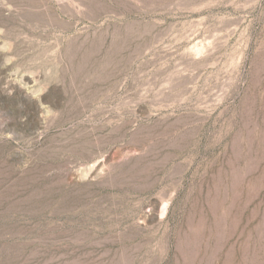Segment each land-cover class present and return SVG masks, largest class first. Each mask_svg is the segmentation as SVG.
Here are the masks:
<instances>
[{"label":"rangeland","instance_id":"374dc122","mask_svg":"<svg viewBox=\"0 0 264 264\" xmlns=\"http://www.w3.org/2000/svg\"><path fill=\"white\" fill-rule=\"evenodd\" d=\"M0 264H264V0H0Z\"/></svg>","mask_w":264,"mask_h":264}]
</instances>
